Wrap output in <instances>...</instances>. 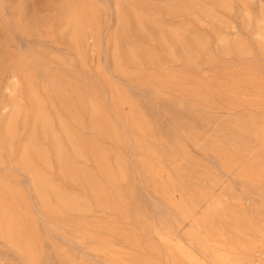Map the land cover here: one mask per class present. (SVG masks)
I'll return each mask as SVG.
<instances>
[{
    "label": "rangeland",
    "instance_id": "1",
    "mask_svg": "<svg viewBox=\"0 0 264 264\" xmlns=\"http://www.w3.org/2000/svg\"><path fill=\"white\" fill-rule=\"evenodd\" d=\"M212 263L264 264V0H0V264Z\"/></svg>",
    "mask_w": 264,
    "mask_h": 264
},
{
    "label": "bare ground",
    "instance_id": "2",
    "mask_svg": "<svg viewBox=\"0 0 264 264\" xmlns=\"http://www.w3.org/2000/svg\"><path fill=\"white\" fill-rule=\"evenodd\" d=\"M214 259V258H213ZM213 264V263H212Z\"/></svg>",
    "mask_w": 264,
    "mask_h": 264
}]
</instances>
